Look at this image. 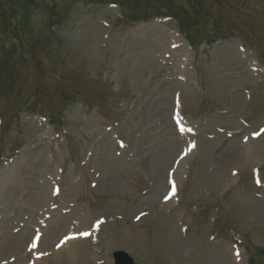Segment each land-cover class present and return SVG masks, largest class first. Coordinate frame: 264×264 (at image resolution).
<instances>
[{
    "label": "rangeland",
    "instance_id": "obj_1",
    "mask_svg": "<svg viewBox=\"0 0 264 264\" xmlns=\"http://www.w3.org/2000/svg\"><path fill=\"white\" fill-rule=\"evenodd\" d=\"M19 1L0 0V264H264V0Z\"/></svg>",
    "mask_w": 264,
    "mask_h": 264
},
{
    "label": "bare ground",
    "instance_id": "obj_2",
    "mask_svg": "<svg viewBox=\"0 0 264 264\" xmlns=\"http://www.w3.org/2000/svg\"><path fill=\"white\" fill-rule=\"evenodd\" d=\"M55 220V219H54ZM43 223V222H42ZM101 226V225H100ZM71 233V232H70ZM69 234V233H68ZM67 234V235H68ZM73 234V233H72ZM71 234V235H72ZM79 234V233H78ZM70 235V236H71ZM74 235V234H73ZM54 236V235H53ZM46 237V236H45ZM49 237V236H48ZM57 237V236H56ZM37 238V236L34 238V240ZM50 238V237H49ZM81 238V237H80ZM33 240V241H34ZM47 240V239H46ZM65 239H63V241H64ZM72 240V241H71ZM71 240H68V242H66L65 244V246L63 245L64 243H62V240L60 241V243L58 244V245H60L59 247H57V249H58V251H54L53 250V245H49V243L48 244H46V245H49V246H52L49 250L51 251V253L53 254V255H62L63 253H64V251H69V250H72L71 248H72V246L74 245V243L75 242H73V239H71ZM76 240V239H75ZM37 241V240H36ZM45 240L44 239H41V240H38V242H40V243H37V244H40V246L42 245V244H44L45 242H44ZM51 241V240H50ZM52 241H53V239H52ZM79 242V241H78ZM47 243V242H46ZM38 246V245H37ZM18 245H15V246H12V249L13 250H16V252L18 251V255L19 254H24V251H23V249H21V250H19L18 248ZM39 247V246H38ZM56 247H54V249H55ZM56 249V250H57ZM36 251V250H35ZM34 251V252H35ZM38 251V250H37ZM31 259H32V257H31ZM36 264H38V261L36 260Z\"/></svg>",
    "mask_w": 264,
    "mask_h": 264
},
{
    "label": "snow or ice",
    "instance_id": "obj_3",
    "mask_svg": "<svg viewBox=\"0 0 264 264\" xmlns=\"http://www.w3.org/2000/svg\"><path fill=\"white\" fill-rule=\"evenodd\" d=\"M261 133H264V129H261ZM255 135H260V133H254V136ZM174 191H175V187L173 186V188H172V193L174 194ZM170 197H165V199L167 200V199H169ZM95 227V226H94ZM90 235V233H88V232H83V233H80L79 234V237H88ZM74 238H78V237H76V236H69V237H66L65 238V240L64 241H62V243H66L67 242V240L68 239H74ZM37 239H39V238H37ZM60 245H58V247H59ZM37 247V241L36 240H34L33 242H32V245H31V248L32 249H35ZM237 255H239V254H237Z\"/></svg>",
    "mask_w": 264,
    "mask_h": 264
},
{
    "label": "water",
    "instance_id": "obj_4",
    "mask_svg": "<svg viewBox=\"0 0 264 264\" xmlns=\"http://www.w3.org/2000/svg\"><path fill=\"white\" fill-rule=\"evenodd\" d=\"M115 264H133L131 258L124 252H116L113 254Z\"/></svg>",
    "mask_w": 264,
    "mask_h": 264
}]
</instances>
